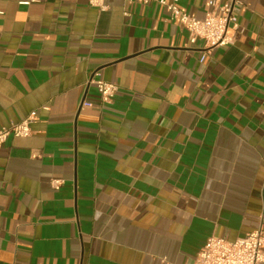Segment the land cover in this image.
<instances>
[{
  "label": "crops",
  "instance_id": "1",
  "mask_svg": "<svg viewBox=\"0 0 264 264\" xmlns=\"http://www.w3.org/2000/svg\"><path fill=\"white\" fill-rule=\"evenodd\" d=\"M232 1L204 52L157 2L0 0V125L35 112L0 146V264H186L264 224V0Z\"/></svg>",
  "mask_w": 264,
  "mask_h": 264
},
{
  "label": "built area",
  "instance_id": "2",
  "mask_svg": "<svg viewBox=\"0 0 264 264\" xmlns=\"http://www.w3.org/2000/svg\"><path fill=\"white\" fill-rule=\"evenodd\" d=\"M138 1L159 3L168 12L169 18L174 23L186 29L191 43L197 39L202 40L204 52L231 43V37L228 34L229 25L237 26L238 19L232 0H208L210 9L203 17H196L194 14L181 9L177 4L178 0ZM88 3L100 11L106 8L105 0H88ZM93 82L101 100L110 102L117 90L116 83L104 79H96ZM82 104L86 106L90 105L91 102L84 101ZM34 118L35 112L31 111L27 117L18 122L0 125V146L9 135L29 136L31 134L29 124ZM61 183V179L51 180L54 187H58ZM186 264H264V224L260 223L254 230L234 240L215 235L208 237L195 259Z\"/></svg>",
  "mask_w": 264,
  "mask_h": 264
}]
</instances>
